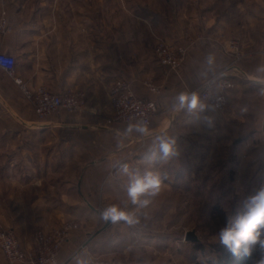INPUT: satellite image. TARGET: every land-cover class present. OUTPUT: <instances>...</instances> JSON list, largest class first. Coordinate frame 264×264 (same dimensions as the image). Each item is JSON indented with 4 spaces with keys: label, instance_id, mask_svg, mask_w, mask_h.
<instances>
[{
    "label": "crops",
    "instance_id": "obj_1",
    "mask_svg": "<svg viewBox=\"0 0 264 264\" xmlns=\"http://www.w3.org/2000/svg\"><path fill=\"white\" fill-rule=\"evenodd\" d=\"M168 1L166 20L156 10V0H126L127 7L116 13L112 4L99 8V0H0V10H5L10 27L8 33L0 34V51L15 58L14 76L29 89L44 85L57 93L78 88L87 96V109L81 113H58L44 120L27 113L28 118L22 119L28 124L0 126V149L8 145L13 149L6 157L0 152V198L10 197V210L1 224L14 232L25 249L32 245L36 230L47 231L59 223L66 199L77 212L80 204L76 206V197L91 198L101 193L103 181L109 178L98 167L111 161L117 152L122 150L127 161L136 158L144 165H161L163 160L148 157L155 137L166 134L175 139L177 149H184L186 158L192 161L202 156L208 150L203 134L212 128L204 121L205 114L177 109L176 97L181 93L197 95L206 79L229 65L231 57L222 46L230 38H241L248 32L253 38L247 44L239 40L244 55L231 69L234 87L227 94V105L213 111L217 126L213 130L223 133L217 174L227 182L264 175V154L257 150L264 125V95L258 83L264 73L257 72L264 65V1ZM162 36H167L171 44L186 47L184 62L176 71L162 67L154 56L153 44ZM209 56L213 57L211 65ZM120 77L130 82L136 96L154 99L158 105L148 126L149 134L144 136L145 145L134 154L130 152L138 145L139 136L135 132L125 136L128 125H101L94 120L103 108L111 112L107 91ZM146 80L162 86V91L149 93L144 86ZM21 99L25 100L19 86L0 70V101ZM206 115L210 116L209 112ZM6 132L9 136L4 135ZM12 134L16 136L10 137ZM51 142L58 150L56 154L47 146ZM79 143L96 151L67 152L69 147L79 148ZM40 146L47 152L37 156L35 151ZM105 146L109 151L97 156ZM66 165H72L75 173H88L63 178L61 172ZM192 169L185 166L181 170L192 176ZM59 179L64 182L56 183ZM28 194L35 199H21ZM45 196L57 200L47 199L44 203L41 197ZM114 243L110 240L109 246ZM103 244L108 243L92 236L83 239L78 231L72 232L60 248L58 260L75 264V258L81 256L92 261V252L100 253ZM127 246L129 264L144 261L139 239L129 240ZM0 264H6L1 253Z\"/></svg>",
    "mask_w": 264,
    "mask_h": 264
},
{
    "label": "rangeland",
    "instance_id": "obj_2",
    "mask_svg": "<svg viewBox=\"0 0 264 264\" xmlns=\"http://www.w3.org/2000/svg\"><path fill=\"white\" fill-rule=\"evenodd\" d=\"M145 1L147 2L148 0H143V2ZM160 1L161 4L159 7L157 5L159 0H156L155 8L162 13V18L168 20L170 1ZM154 3L152 6H154ZM105 4H108V6L112 4L115 13L121 12L123 7H127L126 0H99V8H104ZM152 6L151 8H153ZM248 33L238 38L241 42L243 41V44H247L248 39L253 38ZM166 37L162 36L165 41L169 42ZM157 41L158 39L155 41V44ZM155 44H153V47ZM240 50L242 51L241 46ZM242 54L244 55V53ZM103 105L105 107L106 102ZM107 107L111 109L110 102H108ZM213 111L215 110L212 109L209 111V115L212 117V124L210 126L212 129L208 133L203 134L204 146L208 150H204L202 156L199 155L198 158H193L194 161H191V159L186 158L184 155V149H177L179 155L167 160H161L163 162H161V165L154 166L152 162H147L146 165L138 163L139 161L136 158L132 161H127V158L121 150V153L117 152L111 161L98 167L101 168V174L105 173L109 178L103 181L101 186L103 190L101 193L91 198L86 196H81V198L76 197V206L80 204L79 209H77L78 211L76 210L77 212H73L71 208L73 205H69L70 203L66 199V204L63 208L64 214L59 215V223L54 228L64 222L75 221L78 223V228L72 232L78 231L83 239L92 236L94 238H101L104 243L107 242L108 244H103L99 247L101 248L100 253L92 252V264H129L127 256L125 255L128 252L127 242L137 239H139L140 244L144 248V261H140V264H212L214 255L211 245L218 242V230L224 225L221 222V212L225 214L228 220L235 219L243 211L242 202L245 198L254 194L259 189L264 188V175L260 176L252 173V177L247 176L246 178H240L238 181L233 182L223 181L219 178L217 170L219 167V158L221 157L219 154L222 152L220 144L223 133L219 130H213L214 127H217L215 113ZM27 113L34 114L30 103L26 100L0 101V126L7 127L28 124L30 122L22 119L23 117L28 118ZM64 114L69 115L67 113ZM99 114L101 116H97L94 120L99 121L101 125H124L122 123H107L111 112L106 108L99 111ZM56 115L58 116V114ZM34 117L38 119L35 114ZM4 135L7 136L8 133L6 132ZM12 135L10 137L16 136L15 134ZM79 144L81 145L79 148L78 146L76 148L69 147V149H66L67 152L73 149L80 153L83 152V154L86 151H91L94 154V151H96L95 148H89V145H85L84 143ZM260 144V142L257 144V150L264 154V148L261 147L262 149H259ZM47 146L54 154L58 151L52 142ZM12 150L11 146L8 145L6 148H1L0 152L3 153V157H6ZM106 151H109L108 146H105V148L101 147V152L96 155H104ZM35 152H37V156L45 155L47 148L42 150L40 146L38 151ZM202 162H204L203 165ZM121 163H126L130 167L138 169L141 174L148 170L157 171L161 175L166 176L167 179L163 181L159 195L156 197H145L151 201L148 206L140 208L139 206L128 204V209L137 217L135 224L118 221L116 223L110 222V224L105 226L106 221L102 220L99 215L102 210L110 204L124 206L127 202V181L126 178L121 177L118 173V166ZM185 166H192L194 172L192 176L181 170ZM64 167L65 170L61 172L63 178H68L69 175H75L77 178L80 173L81 175L88 173L87 171L84 172L85 170L81 172L76 171L75 173L71 170L72 165H66ZM76 167L79 168L80 166ZM62 182L59 179L56 183ZM29 186V188H32L34 185ZM96 187L98 186L96 185ZM223 188L226 189V196L224 195ZM234 191L237 193H234ZM21 199L25 201V199H35V197L28 194V196L22 197ZM41 199L46 203L47 199L57 200V197L47 198L45 196L41 197ZM69 201L73 202V198H70ZM9 202V196L0 198V223L2 224H4L3 219L6 218L10 210ZM88 202L94 206L93 209L90 208ZM191 230L197 235L199 239L198 243H192L184 239L185 233ZM110 240L115 242L112 246H109ZM195 244L202 246V248L198 249L195 247ZM105 249H109L110 251L106 252Z\"/></svg>",
    "mask_w": 264,
    "mask_h": 264
},
{
    "label": "built area",
    "instance_id": "obj_3",
    "mask_svg": "<svg viewBox=\"0 0 264 264\" xmlns=\"http://www.w3.org/2000/svg\"><path fill=\"white\" fill-rule=\"evenodd\" d=\"M9 30L6 12L1 9L0 34L4 35ZM222 49L231 57L229 65L206 79L197 90L199 99L216 111L223 110L227 105V94L234 87L231 69L236 68V62L243 56L239 39L236 37L230 38ZM153 52L162 67L176 71L184 62L186 47L171 44L160 38L154 45ZM14 65L15 58L0 51V70L19 86L38 119L42 120L60 112L77 114L87 109V96L83 90L71 88L54 93L44 85L29 89L14 76ZM144 86L151 94H158L161 90V87L151 80L144 81ZM107 98L111 106V116L107 119L109 124L129 125L144 122L149 126L158 112V105L154 99L136 96L130 82L122 77L115 79L109 86ZM138 136V145L130 152L131 154L145 145V135L138 134ZM259 140L264 148V125L259 132ZM77 228V222L68 221L47 231L38 229L34 233L32 245L25 249L14 232L0 223V253L6 264H61L58 260L60 248L71 232Z\"/></svg>",
    "mask_w": 264,
    "mask_h": 264
},
{
    "label": "clouds",
    "instance_id": "obj_4",
    "mask_svg": "<svg viewBox=\"0 0 264 264\" xmlns=\"http://www.w3.org/2000/svg\"><path fill=\"white\" fill-rule=\"evenodd\" d=\"M212 62L213 57L209 56L208 63L211 65ZM257 72L264 73V65L258 67ZM258 83L260 84V93L264 95V78H258ZM175 106L177 109H183L189 113L205 114L203 119L211 126L212 117L206 115V113L212 109L206 107L196 94L181 93L176 97ZM133 132L148 135L149 128L144 122L129 124L124 131V135L128 136ZM177 155H179V152L176 148L175 139L166 134H161L155 137L148 158L150 160H167ZM118 173L127 181V202L124 206L110 204L99 215L106 222L126 221L129 224H135L137 217L128 209V204L140 208L148 206L151 201L145 197L159 195L163 181L167 177L151 170L141 174L138 169L132 168L126 163L119 164ZM242 207L243 211L235 219L228 220L219 228L217 233L218 243L227 253L238 259L251 260L253 254L259 251L262 258L258 264H264V188L246 197L242 202ZM75 264H91V261L77 256Z\"/></svg>",
    "mask_w": 264,
    "mask_h": 264
},
{
    "label": "trees",
    "instance_id": "obj_5",
    "mask_svg": "<svg viewBox=\"0 0 264 264\" xmlns=\"http://www.w3.org/2000/svg\"><path fill=\"white\" fill-rule=\"evenodd\" d=\"M135 157H138L136 154ZM221 222L225 224L228 221V218L225 216L223 212H221ZM227 218V219H226ZM231 220V219H230ZM198 249H201L202 246L195 244ZM211 249L214 255L213 263L212 264H258V262L261 260V255L259 251L253 254V257L251 260L244 259V258H235L229 253H227L220 245L219 243H214L211 245Z\"/></svg>",
    "mask_w": 264,
    "mask_h": 264
},
{
    "label": "water",
    "instance_id": "obj_6",
    "mask_svg": "<svg viewBox=\"0 0 264 264\" xmlns=\"http://www.w3.org/2000/svg\"><path fill=\"white\" fill-rule=\"evenodd\" d=\"M239 141H240L239 139L236 140V142H239ZM108 224H110V221L105 222V226L108 225ZM184 239L186 241H189V242H192V243H198L199 242V239H198L197 235L195 234V232L193 230L186 232L185 235H184Z\"/></svg>",
    "mask_w": 264,
    "mask_h": 264
}]
</instances>
